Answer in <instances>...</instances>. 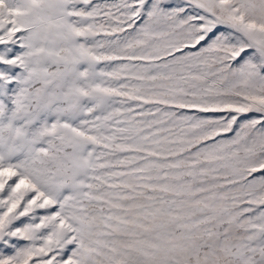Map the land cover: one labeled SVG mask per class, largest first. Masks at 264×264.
Wrapping results in <instances>:
<instances>
[{"label":"snow or ice","instance_id":"obj_1","mask_svg":"<svg viewBox=\"0 0 264 264\" xmlns=\"http://www.w3.org/2000/svg\"><path fill=\"white\" fill-rule=\"evenodd\" d=\"M0 264H264V0H0Z\"/></svg>","mask_w":264,"mask_h":264}]
</instances>
